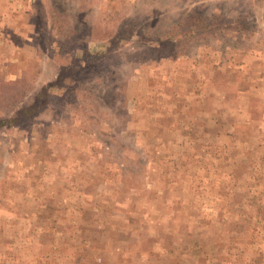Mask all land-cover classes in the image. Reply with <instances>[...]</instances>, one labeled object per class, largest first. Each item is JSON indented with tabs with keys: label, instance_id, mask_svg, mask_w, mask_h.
Here are the masks:
<instances>
[{
	"label": "rangeland",
	"instance_id": "374dc122",
	"mask_svg": "<svg viewBox=\"0 0 264 264\" xmlns=\"http://www.w3.org/2000/svg\"><path fill=\"white\" fill-rule=\"evenodd\" d=\"M0 264H264V0H0Z\"/></svg>",
	"mask_w": 264,
	"mask_h": 264
},
{
	"label": "trees",
	"instance_id": "16d2710c",
	"mask_svg": "<svg viewBox=\"0 0 264 264\" xmlns=\"http://www.w3.org/2000/svg\"><path fill=\"white\" fill-rule=\"evenodd\" d=\"M47 85L43 86L39 92L33 98V101L27 105L20 106L14 113L12 117L8 119L11 123L17 122L21 117L27 116L30 113H33L39 107L43 106V103L40 101L43 97H46Z\"/></svg>",
	"mask_w": 264,
	"mask_h": 264
}]
</instances>
